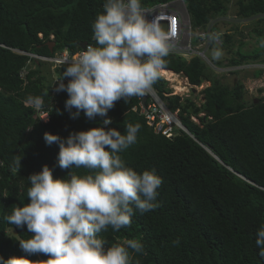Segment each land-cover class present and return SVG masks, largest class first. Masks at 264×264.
I'll return each mask as SVG.
<instances>
[{"label": "trees", "instance_id": "1", "mask_svg": "<svg viewBox=\"0 0 264 264\" xmlns=\"http://www.w3.org/2000/svg\"><path fill=\"white\" fill-rule=\"evenodd\" d=\"M164 1L142 0V6ZM229 1L186 0L192 24L203 26L211 18L225 15ZM235 2L242 17L264 15V0ZM103 3L0 0V264L10 259L12 264H45L48 259L44 253L22 249L20 241L30 239L32 233L6 219L15 207L30 203L28 177L39 173L44 165L52 169L54 179L88 171L83 167L61 169L59 144L47 145L44 133L66 140L71 133L100 127L104 119L96 116L89 120L83 112L72 119L65 109L68 94L57 92L51 101L42 64L25 54L51 55L47 46L50 35L55 43L53 52L68 49L74 55L83 50L84 43L96 46L92 24ZM234 37L233 33L221 35L222 48L232 49ZM239 53L229 58V66L247 60L264 63L259 50L250 56ZM165 59L164 69L181 73L192 86L209 82L208 75L213 76L198 58L187 61L169 54ZM28 61L33 68L26 71ZM66 67L57 70L60 77ZM213 78L201 91L204 102L200 106L191 98L183 103L177 96H163L171 111L178 110L191 137L180 130L170 139L157 133L139 110H132L140 102L138 96L116 101L107 113L112 120L107 127L122 134L128 123L141 125L137 142L120 155L137 172L154 168L162 178L155 210L137 213L127 228L113 231L109 227L99 234L109 246L139 240L144 254H133V264H264L255 244L256 231L264 224V96L247 104L241 83L228 86ZM166 86L161 77L152 85L161 96L168 93ZM36 98L49 113L46 123L27 105ZM201 113L204 116L200 117ZM177 240L179 243H174Z\"/></svg>", "mask_w": 264, "mask_h": 264}, {"label": "clouds", "instance_id": "2", "mask_svg": "<svg viewBox=\"0 0 264 264\" xmlns=\"http://www.w3.org/2000/svg\"><path fill=\"white\" fill-rule=\"evenodd\" d=\"M144 8L142 0H104L103 10L97 13L92 24L96 46H87L86 50L68 61V65L52 66L31 57H53L66 49L52 51L51 55L21 52L37 64H42L45 69L50 68L55 74L56 82L52 84L48 80V73L41 66L46 84L50 83V100L53 101L57 92H66L68 99L65 101V109L69 111L72 119L79 118L81 112L89 120L96 116L104 118L100 127L71 133L66 140L58 135L44 133L43 138L47 145L54 142L59 144L57 159L61 169L83 167L88 171L84 175L71 173L70 178L54 179L52 169L44 165L39 173L28 177L30 186L27 197L30 203L15 207L6 217L8 223L18 228L26 226L27 231L32 233L30 239L20 241L21 247L28 253L46 254L48 259L45 264H133V254H144V245L137 239H127L109 246L108 241L99 235L108 231L109 227L113 231L127 228L137 213L143 215L155 210L159 206L158 188L162 184V178L156 174L154 168L137 172L120 155L137 142L141 125L128 123L125 134L115 128H108L112 120L107 113L116 101L123 98L126 102L128 98L138 96L140 102L132 110L140 112V104L147 106L146 98L142 95L153 89L178 125H174L171 135L166 136L156 130L157 121L153 125H149L147 121V124L169 139L175 136L177 130L191 137L178 117V110L171 111L164 99L175 96L190 98V95L178 96L166 86L168 93H162L161 96L152 87L159 77L169 83L161 71L167 62L165 58L172 50V38L176 32L173 28L166 31L155 18L149 20L144 14ZM225 16L230 14L214 18ZM236 16L243 21L252 18L242 17L238 13ZM217 24L228 27L225 33L238 32V25L234 27L236 25ZM217 30L219 31L218 28ZM38 37L43 39L41 33H38ZM209 38L215 41L218 36L213 34ZM49 40L48 44L54 43L52 35ZM260 46L264 47V39L260 41ZM220 49L213 50V59L222 57L223 52ZM262 65L264 63L257 60H247L232 67L241 66L255 71L256 74L264 70ZM63 66L67 67L60 77L57 70ZM212 66L213 68L208 67L212 73L226 71L218 65ZM28 67L33 68L31 61L27 62L26 71ZM225 67L228 69L229 65L223 66ZM166 70L180 77L182 75ZM182 77L185 78L186 85L190 86L188 94H193L198 86H192L186 77ZM27 105L34 108L43 123L48 121L49 113L42 108L40 98L29 101ZM191 120L200 124L196 117H191ZM255 235V244L260 249L259 256L264 258V224L259 226ZM174 243L178 244L179 241ZM4 264H12L11 259ZM135 264L139 262L136 261Z\"/></svg>", "mask_w": 264, "mask_h": 264}, {"label": "built area", "instance_id": "3", "mask_svg": "<svg viewBox=\"0 0 264 264\" xmlns=\"http://www.w3.org/2000/svg\"><path fill=\"white\" fill-rule=\"evenodd\" d=\"M144 14L149 20L153 18L157 19L166 31L171 30L174 23L176 35L172 38L173 47L170 55L181 57L186 60L198 58L201 62H205L210 68H213V66L207 59L208 51L212 48L219 49L223 46L220 38L221 33L217 30L216 24L224 23L237 26L241 22H244L242 18L236 15H230L214 18L203 26L194 27L185 0H169L154 4L144 8ZM165 20H167V22ZM213 34L218 36V39L215 41L209 38ZM87 46H89V44H86L83 50H86ZM80 52L73 55L70 50L66 49L60 53H56L53 57L29 56L33 57L34 60L52 64V66H60L68 65L67 62ZM225 70H227V72L230 71V69ZM142 96L146 98L147 106L140 104V113L145 115L148 124L153 125V123L157 121L156 130L162 134H166V136L171 135L173 126L178 125V122L166 110L165 104L161 101L158 93L151 89Z\"/></svg>", "mask_w": 264, "mask_h": 264}, {"label": "rangeland", "instance_id": "4", "mask_svg": "<svg viewBox=\"0 0 264 264\" xmlns=\"http://www.w3.org/2000/svg\"><path fill=\"white\" fill-rule=\"evenodd\" d=\"M235 1L236 0H230L228 5H226L227 8L229 9V11L227 12L228 15L229 14L237 15V7L235 5L236 4ZM253 30H259L262 35L258 36ZM237 31L240 34H236V32L233 33L235 36L233 38L235 44L234 47L232 49L231 47L226 48L225 46L221 49L219 48L223 52V55L220 59H213L212 52L214 49H218V48H212L207 53V59L209 62H212L213 65H218V67H221L220 69H227L226 67L223 68V66L229 65L228 64L229 58L233 56V54L235 55L237 52H240L239 53L240 56L241 55L250 56L254 53V51L259 50L261 52L260 55L264 57V47L260 46V41L264 39V16H256L249 19H245L244 22L238 24ZM238 41L242 43L241 46H239V43H237ZM203 64L205 66L206 72H208L209 71L208 65L205 62H203ZM263 67L264 65H262V68ZM255 68H260V67H255ZM42 69L43 71L48 73V80L51 81L52 84L53 82H56L55 74L52 73L50 68L45 69L42 66ZM228 69H230L229 73H227V70L226 71L222 70L221 72L213 71L214 73H212L211 71L209 72L215 77V80H218L220 83H223L225 85L233 86L236 82L241 83L244 88L243 98L247 104H249L252 100H256L264 96V73H262L260 76H256L254 74L255 71L247 70L241 66L238 67L229 66ZM208 76H210V78L212 79L209 78L208 79L210 80L209 82L203 80L200 86L195 87L196 91L193 94H188L190 93V89L188 88L189 85H186L187 82L185 78L182 77V75L180 77L179 75L175 74V77L171 81H168L169 83L167 84V87L170 88L178 96L190 95V98L194 100L196 104H199L198 106H200L201 103L203 102V96L201 94V91L204 88L209 87L214 79L213 76H211L210 74ZM176 86H183L184 91L182 90V92H178L177 89H175ZM259 90H263V92H259ZM179 99L180 102L184 103V100L186 98L179 97Z\"/></svg>", "mask_w": 264, "mask_h": 264}, {"label": "bare ground", "instance_id": "5", "mask_svg": "<svg viewBox=\"0 0 264 264\" xmlns=\"http://www.w3.org/2000/svg\"><path fill=\"white\" fill-rule=\"evenodd\" d=\"M161 74L163 75V76H165L169 81H171L174 77H175V75L174 74H172V72H168L166 69H163L162 71H161ZM177 77V76H176ZM178 78V77H177ZM182 85V84H181ZM172 87V86H171ZM175 88V87H174ZM175 89H177V91L178 92H182V90L184 91V89H183V86H176V88Z\"/></svg>", "mask_w": 264, "mask_h": 264}, {"label": "water", "instance_id": "6", "mask_svg": "<svg viewBox=\"0 0 264 264\" xmlns=\"http://www.w3.org/2000/svg\"><path fill=\"white\" fill-rule=\"evenodd\" d=\"M217 28L219 29V31H220L222 34H224L225 31L228 29V27L226 28V27L222 26L221 24H217ZM85 45H86V43L83 44V46H85ZM47 46H48V50H49V52H52V51H53V47L55 46V43H50V44H48ZM142 102L144 103L145 100H143ZM255 102H256V101H255Z\"/></svg>", "mask_w": 264, "mask_h": 264}, {"label": "snow or ice", "instance_id": "7", "mask_svg": "<svg viewBox=\"0 0 264 264\" xmlns=\"http://www.w3.org/2000/svg\"><path fill=\"white\" fill-rule=\"evenodd\" d=\"M173 30H175V26H174V23H173Z\"/></svg>", "mask_w": 264, "mask_h": 264}]
</instances>
